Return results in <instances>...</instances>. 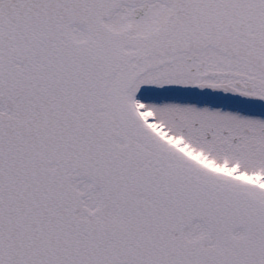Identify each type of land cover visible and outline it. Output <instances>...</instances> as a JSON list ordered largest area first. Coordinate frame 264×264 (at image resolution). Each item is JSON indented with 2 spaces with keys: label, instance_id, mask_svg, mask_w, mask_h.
Masks as SVG:
<instances>
[{
  "label": "snow or ice",
  "instance_id": "snow-or-ice-1",
  "mask_svg": "<svg viewBox=\"0 0 264 264\" xmlns=\"http://www.w3.org/2000/svg\"><path fill=\"white\" fill-rule=\"evenodd\" d=\"M0 264H264V0H0Z\"/></svg>",
  "mask_w": 264,
  "mask_h": 264
}]
</instances>
